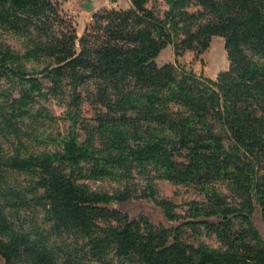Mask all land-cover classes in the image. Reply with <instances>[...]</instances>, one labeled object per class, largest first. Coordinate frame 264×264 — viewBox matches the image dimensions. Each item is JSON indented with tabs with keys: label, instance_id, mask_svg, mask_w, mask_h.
Segmentation results:
<instances>
[{
	"label": "trees",
	"instance_id": "16d2710c",
	"mask_svg": "<svg viewBox=\"0 0 264 264\" xmlns=\"http://www.w3.org/2000/svg\"><path fill=\"white\" fill-rule=\"evenodd\" d=\"M147 3L97 10L78 38L52 0H0V25L29 32L22 52L0 41V74L21 85L20 97L0 102V180L25 173L48 223L29 229L9 208L21 199L3 188L0 264H264L254 220L259 213L264 228V0H166L161 16ZM214 35L224 37L229 59L216 79L156 63L167 45L175 55L201 53ZM26 57L42 67L26 70ZM43 78L54 95L68 85L74 105L79 89L92 87L86 100L104 106L96 118L111 123L104 143L30 137L25 120L45 97ZM134 174L146 181L138 192L86 182ZM153 178L198 186L199 197L179 212L155 198ZM135 197L153 199L174 223L102 205ZM187 229L218 244L188 239Z\"/></svg>",
	"mask_w": 264,
	"mask_h": 264
},
{
	"label": "rangeland",
	"instance_id": "374dc122",
	"mask_svg": "<svg viewBox=\"0 0 264 264\" xmlns=\"http://www.w3.org/2000/svg\"><path fill=\"white\" fill-rule=\"evenodd\" d=\"M52 2L56 3L58 13L64 20L62 25L72 29L78 38L82 36L86 25L91 22L92 15L97 10L103 8L119 10L127 9L130 6V0H105V4L96 9L82 7L80 0H52ZM147 6L160 16L163 15L167 8L166 0H148ZM28 36L29 32L27 30L18 34L10 26L0 25V41L18 52L23 51ZM21 61L23 67L29 71L42 67V63L37 64L31 58L26 57ZM156 63L159 66L166 63H175L187 71H192L197 75L210 79H216L219 72L227 70L229 67L228 54L224 47V37L220 35L212 36L208 47L201 53L184 50L180 55H175L173 46L167 45L161 50ZM43 84L45 97L41 96L37 100L35 99L33 103L38 109L36 116L26 117L27 120H25V124L29 126L30 131L33 130L29 132L31 138L37 137L41 142L46 139L49 145L54 146L63 136L72 133L77 136L78 140L85 139L87 144L95 143L101 145L104 143V139L108 135L107 129L111 127V123L105 120L100 121L96 118V115L99 116L102 115L101 113L106 112L104 106L99 103H90L86 100V94L92 90V87L88 90L85 88L87 92L79 89L77 104L74 105V102L72 104V97L75 94L71 93L68 85L64 87L63 92L54 95L48 90V87L52 86L51 81L43 78ZM20 95L21 85L8 73L0 74V102L3 99L11 101L9 100L12 99L11 96L20 97ZM5 129L8 128L5 127ZM99 137H101V140ZM2 141H4L2 148H9L10 136L5 139L2 138ZM140 177L142 178L140 174H134L130 179H110L105 177L102 179H86V182L90 187L98 190L113 191L118 187H129L132 191L138 192L146 184V181H143ZM27 184L25 173H5L0 180V191L6 188L7 192L9 191L15 199H21L23 206H12L9 208L14 214L20 215V217L25 219V225L29 229L37 228L38 231L47 229L48 223L45 210L34 198L37 190L32 185L27 186ZM218 185H220L219 187H224L223 184L218 183ZM152 187L155 190L156 199L168 198L172 200L177 205L176 210L179 212L186 208L187 201L199 197L195 188L198 186L175 183L165 178H153ZM102 205L126 213L130 218L144 215L155 224L162 223L169 226L174 223L165 220L161 209L151 198L135 197L124 202H109ZM254 220L264 233L259 213L255 214ZM184 236L188 239L198 237L207 244L214 246L218 244L213 236L204 233L199 235L189 229L186 230ZM1 264H4L3 260H1Z\"/></svg>",
	"mask_w": 264,
	"mask_h": 264
},
{
	"label": "crops",
	"instance_id": "0c3cea01",
	"mask_svg": "<svg viewBox=\"0 0 264 264\" xmlns=\"http://www.w3.org/2000/svg\"><path fill=\"white\" fill-rule=\"evenodd\" d=\"M80 2H82V7L86 8V9H88V8L89 9H96L97 7L102 6V5L105 4V0H80ZM157 57L155 59L156 61H157Z\"/></svg>",
	"mask_w": 264,
	"mask_h": 264
}]
</instances>
